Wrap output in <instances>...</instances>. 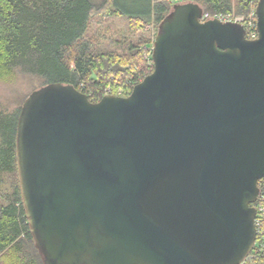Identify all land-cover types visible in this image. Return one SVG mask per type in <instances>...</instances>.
<instances>
[{"label":"water","instance_id":"1","mask_svg":"<svg viewBox=\"0 0 264 264\" xmlns=\"http://www.w3.org/2000/svg\"><path fill=\"white\" fill-rule=\"evenodd\" d=\"M258 37L176 4L152 73L98 102L32 92L16 125L22 204L43 264H240L264 179V0Z\"/></svg>","mask_w":264,"mask_h":264},{"label":"trees","instance_id":"2","mask_svg":"<svg viewBox=\"0 0 264 264\" xmlns=\"http://www.w3.org/2000/svg\"><path fill=\"white\" fill-rule=\"evenodd\" d=\"M121 1L0 0V83L16 93L0 100V264H43L27 224L17 171L15 135L24 101L55 83L72 85L93 103L107 92L126 97L152 73L150 28L157 32L176 4L147 0L145 7L129 12ZM192 2L210 18H246L258 0ZM258 187L264 191V179ZM246 264L264 260L246 259Z\"/></svg>","mask_w":264,"mask_h":264},{"label":"built area","instance_id":"3","mask_svg":"<svg viewBox=\"0 0 264 264\" xmlns=\"http://www.w3.org/2000/svg\"><path fill=\"white\" fill-rule=\"evenodd\" d=\"M169 1L172 4H182V3L190 2L192 0H169ZM213 18H216L222 22H234V23L242 24L245 30V37L247 40L253 41L256 40L258 37L254 10L246 18L243 16H234V15H218L210 18L207 15H203L201 18V22ZM150 51H152V46ZM105 95H110V94H108L107 92ZM256 202H257L256 206H252L256 210L255 219H254V224L256 227V239L252 251L250 252L249 256L246 258L248 260H260V259L264 260V191H260L259 197ZM246 259L240 264H246Z\"/></svg>","mask_w":264,"mask_h":264},{"label":"rangeland","instance_id":"4","mask_svg":"<svg viewBox=\"0 0 264 264\" xmlns=\"http://www.w3.org/2000/svg\"><path fill=\"white\" fill-rule=\"evenodd\" d=\"M151 1L155 2L156 0H151ZM159 1L160 0H158V2ZM146 2H147V0H122L121 1V3L124 5V7L127 9V11H129V9H133L137 6H140V8L142 9L143 7H145ZM140 11H142V10H140ZM234 16H236V15H234ZM119 26H123V25H119ZM156 33L157 32L153 28H150L151 46H152L154 35ZM15 96H16V93L13 90V86L11 87V86H8L7 84L0 83V100L4 99V98L10 100V98L12 99Z\"/></svg>","mask_w":264,"mask_h":264}]
</instances>
